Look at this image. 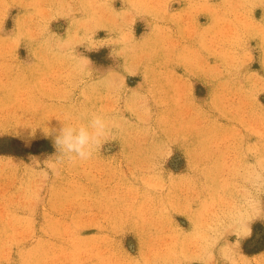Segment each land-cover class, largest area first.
Masks as SVG:
<instances>
[{"label":"rangeland","instance_id":"rangeland-1","mask_svg":"<svg viewBox=\"0 0 264 264\" xmlns=\"http://www.w3.org/2000/svg\"><path fill=\"white\" fill-rule=\"evenodd\" d=\"M5 109L0 264H264V0H0Z\"/></svg>","mask_w":264,"mask_h":264},{"label":"bare ground","instance_id":"bare-ground-1","mask_svg":"<svg viewBox=\"0 0 264 264\" xmlns=\"http://www.w3.org/2000/svg\"><path fill=\"white\" fill-rule=\"evenodd\" d=\"M18 95H21V94H18ZM44 95V94H43ZM41 95V96H43ZM48 95H50L48 93ZM27 96V95H26ZM31 96V95H30ZM45 96V95H44ZM21 97V96H19ZM19 97H18V100H19ZM23 97V96H22ZM21 97V98H22ZM29 97V96H28ZM24 98V97H23ZM23 98L20 99V101L22 100L23 101ZM30 98V97H29ZM48 98V97H47ZM25 100V99H24ZM30 100V99H29ZM32 100H30L31 102ZM39 101L40 99H38V105H39ZM19 102V101H18ZM24 102V101H23ZM22 102V103H23ZM26 102H27V99H26ZM29 102V101H28ZM20 103V102H19ZM21 103V104H22ZM43 103V102H42ZM25 104V102H24ZM106 104V103H105ZM26 105V104H25ZM23 105V106H25ZM34 106V104H33ZM42 106V104H41ZM26 107V106H25ZM19 108V107H18ZM22 108V107H21ZM30 108H31V105H30ZM35 108V107H34ZM33 108V109H34ZM37 108V106H36ZM26 109V108H25ZM28 109V108H27ZM58 110V109H57ZM41 111V110H40ZM45 112V111H44ZM49 113V112H48ZM46 114V113H43V112H37V111H34L32 113H29L27 112V110H22V109H19L18 111L17 110H13V109H5V110H1L0 111V123L1 124H7L9 125V123L11 122H16L18 121V125H22V126H27V128L29 127H32L33 128V125H38V124H41L43 129H44V132H49L51 131V128L53 127H56L57 124H58V117L57 115L54 116V115H50V114ZM59 114V113H58ZM61 115V113H60ZM64 116V115H62ZM66 117V116H65ZM61 118V116H60ZM59 118V119H60ZM65 119V118H63ZM64 121V120H63ZM66 121V120H65ZM67 122V121H66ZM63 123V122H62ZM67 124V123H66ZM36 127V126H35ZM36 129V128H35ZM40 129V128H38Z\"/></svg>","mask_w":264,"mask_h":264}]
</instances>
